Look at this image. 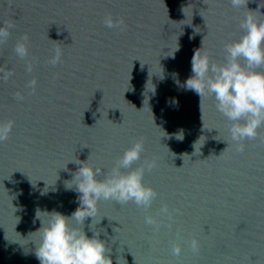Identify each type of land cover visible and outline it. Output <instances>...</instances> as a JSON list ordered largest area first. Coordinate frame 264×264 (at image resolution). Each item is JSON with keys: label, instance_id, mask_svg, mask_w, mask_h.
<instances>
[{"label": "water", "instance_id": "1", "mask_svg": "<svg viewBox=\"0 0 264 264\" xmlns=\"http://www.w3.org/2000/svg\"><path fill=\"white\" fill-rule=\"evenodd\" d=\"M248 10L264 20V0L240 9L229 0H0V27L14 25L0 45V66L14 73L0 79V123L14 121L0 143V264H40L34 242L46 212L79 207L67 188L79 167L72 160L89 157L106 172L136 139L145 150L133 167L156 161L143 183L157 197L147 210L98 203L93 226L113 264H264V127L239 152L214 98L201 112L200 96L184 88L202 40L222 62ZM109 14L122 30L105 26ZM25 33L31 73L14 53ZM57 47L61 63L52 66ZM164 205L171 219L159 215Z\"/></svg>", "mask_w": 264, "mask_h": 264}, {"label": "clouds", "instance_id": "2", "mask_svg": "<svg viewBox=\"0 0 264 264\" xmlns=\"http://www.w3.org/2000/svg\"><path fill=\"white\" fill-rule=\"evenodd\" d=\"M229 3L235 9L247 8L248 0H229ZM104 24L108 28L121 30L124 27L122 19L114 21L110 14L105 17ZM13 27L12 23L3 22L0 27V45L6 43ZM239 28L242 35L225 43L222 62L213 60L212 54L207 50L202 51L204 39L202 40V47L194 52L191 60L193 75L186 80L184 88L200 96L201 112L202 101L206 97L214 98L216 110L230 122L228 131L231 140L236 143L237 151L243 152L244 142L256 139L258 130L264 127V20L258 19L253 11L248 10L241 19ZM28 40L29 36L25 33L16 43L14 53L26 62L25 70L31 73L33 65L27 59ZM61 57L62 50L57 47L48 63L55 66L61 63ZM0 73V79L5 82L14 75L4 66H0ZM36 84L37 81L33 78L26 87L34 92ZM14 98L23 100L20 92L15 93ZM178 103V100L172 101L173 105ZM13 126L14 121L11 120L0 123V143L9 138ZM176 138L183 139L182 135H177ZM144 150L143 140H134L132 146L125 149L114 166L106 172L89 164V157L84 162L72 160L79 167L73 174L72 185L66 186L69 189L75 186V191L79 193V207L70 216L56 211L46 212L47 222L41 221L42 226L36 231L39 233V240L34 242L35 256L40 264H113L105 241L99 238L100 233L93 226L98 214V203L113 201L124 205L133 202L145 210L150 208L157 193L143 183V177L146 170L151 171L157 166L156 161L145 159L139 167H133L141 160ZM39 212L37 210L38 219ZM159 215L171 219L167 205L161 207ZM88 218H92L89 225L92 237L84 231V223ZM144 223L159 227V222L152 215H145ZM190 246L194 252L198 251L197 240L193 239ZM171 251L174 256H179L181 247L173 244Z\"/></svg>", "mask_w": 264, "mask_h": 264}]
</instances>
